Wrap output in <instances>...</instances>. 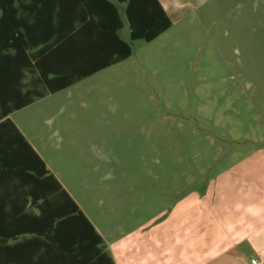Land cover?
Listing matches in <instances>:
<instances>
[{
	"label": "rangeland",
	"instance_id": "374dc122",
	"mask_svg": "<svg viewBox=\"0 0 264 264\" xmlns=\"http://www.w3.org/2000/svg\"><path fill=\"white\" fill-rule=\"evenodd\" d=\"M193 1L153 41L128 37L127 59L21 113L83 208L112 230L161 221L236 154L264 146V0Z\"/></svg>",
	"mask_w": 264,
	"mask_h": 264
},
{
	"label": "trees",
	"instance_id": "16d2710c",
	"mask_svg": "<svg viewBox=\"0 0 264 264\" xmlns=\"http://www.w3.org/2000/svg\"><path fill=\"white\" fill-rule=\"evenodd\" d=\"M123 16L133 40L151 42L173 24L160 0H0V183L20 187L5 197L0 192L12 219L0 222V249L44 247L64 264H114L101 235L10 115L130 57L132 46L120 35ZM8 196L30 200L40 215L23 222L27 205L10 212Z\"/></svg>",
	"mask_w": 264,
	"mask_h": 264
},
{
	"label": "crops",
	"instance_id": "0c3cea01",
	"mask_svg": "<svg viewBox=\"0 0 264 264\" xmlns=\"http://www.w3.org/2000/svg\"><path fill=\"white\" fill-rule=\"evenodd\" d=\"M160 1L173 24L184 9L197 7L193 0ZM123 20L120 35L127 41L130 37L129 23L124 16ZM124 28L128 29L125 37L122 36ZM38 100L13 112L10 117L44 160L47 169L56 176L94 225L114 264H251L255 258L264 264V146L236 154L237 161L210 181L203 194L190 193L161 221L143 225L134 231L112 230L99 224L101 221L83 208L79 197L49 163L27 123L20 120L23 116L21 113ZM17 189H20L18 184L0 183V192H8L2 193L4 197ZM13 198L8 196L6 199L10 212L12 207L27 205L25 212L28 216L21 217L23 222L34 221L36 215H40L35 203L31 204L23 197L19 200ZM11 220L3 207L0 222ZM56 258L57 261H54ZM0 264L64 263L60 261L59 252L44 247H22L0 249Z\"/></svg>",
	"mask_w": 264,
	"mask_h": 264
},
{
	"label": "built area",
	"instance_id": "2783aa9c",
	"mask_svg": "<svg viewBox=\"0 0 264 264\" xmlns=\"http://www.w3.org/2000/svg\"><path fill=\"white\" fill-rule=\"evenodd\" d=\"M251 264H263V263L260 259L255 258V259H252Z\"/></svg>",
	"mask_w": 264,
	"mask_h": 264
}]
</instances>
